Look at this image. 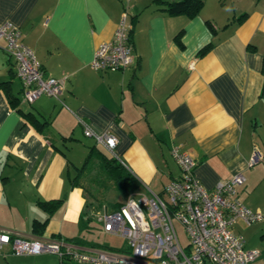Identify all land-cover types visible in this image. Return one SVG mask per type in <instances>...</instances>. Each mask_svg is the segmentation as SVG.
I'll return each instance as SVG.
<instances>
[{
    "label": "crops",
    "instance_id": "0c3cea01",
    "mask_svg": "<svg viewBox=\"0 0 264 264\" xmlns=\"http://www.w3.org/2000/svg\"><path fill=\"white\" fill-rule=\"evenodd\" d=\"M168 1L0 0V24L19 27L46 75L66 76L59 98L23 102L0 39V230L61 238L80 249H124L122 238L120 245L98 241V227L81 230L85 197L72 182L81 165L69 154L79 147L87 155L86 143L94 142L84 125L114 133L113 154L153 191L179 175L170 153L178 144L196 159L205 188L241 172L235 195L250 209L264 208V0H203L191 17L169 13ZM124 10L133 65L92 69L95 46L112 37ZM255 146L262 158L249 164ZM56 199L62 201L52 210L44 203ZM233 229L246 248L259 249L249 264H264V221ZM77 236L96 244L70 240ZM0 264L73 263L53 253L13 254L6 245Z\"/></svg>",
    "mask_w": 264,
    "mask_h": 264
},
{
    "label": "built area",
    "instance_id": "2783aa9c",
    "mask_svg": "<svg viewBox=\"0 0 264 264\" xmlns=\"http://www.w3.org/2000/svg\"><path fill=\"white\" fill-rule=\"evenodd\" d=\"M126 17L124 10L112 37L95 46L88 63L92 69L121 70L133 65L136 56ZM20 37L16 24H0L2 48L13 58L21 83L20 99L30 103L43 94L59 98L66 76L46 75L34 51ZM83 133L114 155L118 142L114 133L96 132L87 125ZM170 153L180 173L161 192L141 184L140 191L129 194L117 208L102 206L92 212L102 231L124 240V249H80L61 238H24L1 229L0 252L8 245L13 254L53 253L73 264H249L259 255V249L246 248L243 236L233 227L237 222L264 221V208L250 209L235 195L244 175L236 172L207 189L195 174L197 161L191 154L178 144L171 146ZM261 158L255 146L249 164ZM176 222L184 228L185 244Z\"/></svg>",
    "mask_w": 264,
    "mask_h": 264
},
{
    "label": "trees",
    "instance_id": "16d2710c",
    "mask_svg": "<svg viewBox=\"0 0 264 264\" xmlns=\"http://www.w3.org/2000/svg\"><path fill=\"white\" fill-rule=\"evenodd\" d=\"M203 5V0H171L167 2V11L173 14H185L189 17L197 14ZM208 28L215 32L214 25L207 20ZM213 43L209 42L204 45L199 51L198 55H203L209 51ZM249 46V45H248ZM249 48H252L250 45ZM261 72L264 74V58H262ZM10 102L16 105L17 100L9 95ZM34 125L40 129L41 122L32 118ZM95 174L93 180L86 188L81 179H84L86 174ZM73 185L80 186L83 189L85 204L84 210L81 213V230H91L92 227H98L99 222L94 218L92 212L101 209L102 206L108 208H117L121 202H113L111 205H106L103 202H99L95 191L100 188L107 189L110 185L114 190L121 195L124 199L131 193L138 192L141 188L140 180L122 163V161L106 151L105 149L94 143L90 146L89 151L80 167L77 168L76 174L72 178ZM92 189V190H91ZM62 199H56L48 202H44L48 205V208L52 210ZM98 202L95 204L96 209L91 210L94 206L92 202ZM72 240L77 244H96L95 242H89L84 236L73 237Z\"/></svg>",
    "mask_w": 264,
    "mask_h": 264
},
{
    "label": "rangeland",
    "instance_id": "374dc122",
    "mask_svg": "<svg viewBox=\"0 0 264 264\" xmlns=\"http://www.w3.org/2000/svg\"><path fill=\"white\" fill-rule=\"evenodd\" d=\"M87 146H91L94 144V142L92 140H88V142L86 143ZM74 152H78L79 154H69V156L72 158L73 162L75 164H77L78 166L82 165V162L85 158L86 155H84V148H75ZM78 161V163H77ZM72 174H74L72 172ZM96 177L94 172L91 174H86V176H84V179H81L83 184L85 185V187L87 188L90 182H95V180H93V178ZM97 178V177H96ZM151 188L154 189V187L152 186ZM92 190V189H91ZM163 190V188L156 190L157 192H161ZM97 198L99 199V202H103L106 205H111L113 202H121L124 200V198L119 195L114 188L110 185L107 189H103L100 188L97 191H95ZM94 204V206L91 207V210L96 209V205L98 202L94 201L92 202ZM109 207V206H108ZM176 226V230L177 233L180 237V240L183 244H185L187 242V238H186V234L184 231V228L176 222L175 224ZM95 237L98 241L100 242H107L113 245H120L122 242V239H120L121 237L115 236V235H110V234H106L104 233L100 228H98L97 230H95Z\"/></svg>",
    "mask_w": 264,
    "mask_h": 264
}]
</instances>
